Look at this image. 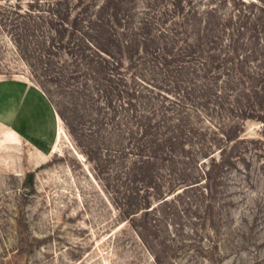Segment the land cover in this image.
I'll list each match as a JSON object with an SVG mask.
<instances>
[{
    "label": "rangeland",
    "instance_id": "374dc122",
    "mask_svg": "<svg viewBox=\"0 0 264 264\" xmlns=\"http://www.w3.org/2000/svg\"><path fill=\"white\" fill-rule=\"evenodd\" d=\"M263 67L264 0H0V264H264Z\"/></svg>",
    "mask_w": 264,
    "mask_h": 264
},
{
    "label": "trees",
    "instance_id": "16d2710c",
    "mask_svg": "<svg viewBox=\"0 0 264 264\" xmlns=\"http://www.w3.org/2000/svg\"><path fill=\"white\" fill-rule=\"evenodd\" d=\"M109 32H104V34H107ZM185 69H181V72H184ZM228 79L227 80H223V86H224V94H226L227 92L225 91H229V90H234L235 93H238L240 90H242L243 92H241V97L245 96V93H248V96L251 97V92L253 93H259L258 91V86L257 83H259L260 80H262L264 82V67L260 70V72L258 71H254L252 70L251 73L249 74H243L242 77L239 80V83L235 82V79H231L229 77L228 74ZM261 83V81H260ZM241 84L242 86H244V89L241 88H235L232 85H239ZM237 87V86H236ZM224 98V97H223ZM249 102V100H248ZM247 104H244L243 108H241V106L239 105V107L241 108V113L246 115V117H252V118H258V119H263L264 120V114H260V108H253L254 112L252 114H248L247 112ZM250 107H252L253 104H251V102H249ZM238 108V107H236ZM257 110H259V112H257ZM177 118V117H176ZM177 123L180 125V131L183 132L184 130V126H185V122L186 120H184V116H181L180 118H178ZM229 126L232 128V126H238L235 122L231 121L229 122ZM229 127V128H230ZM239 128V126H238ZM192 129H190L189 131H191ZM197 133H200L205 130V129H199L197 128ZM196 133V132H195ZM222 133V134H221ZM219 130H213V132L210 133V135H206L204 138H201L200 143L204 144V147L202 149H196L193 145V143H195V139L196 137H192L190 135L186 136V137H179L178 140L184 147V153L182 154V157H179V159H181L182 161H184V159H188L191 160L192 159V163L194 164L193 167H189L187 169H184V171L186 172L185 175L187 177V180H189L190 182H197L198 180L205 178L206 180H209L210 182L213 180H216V178L218 177V172L222 171L223 168L227 167L233 159V151H234V145H233V149L232 151L231 149V142L233 141L234 138H236L238 136V132L235 135H231L226 131L221 132ZM240 133V131H239ZM207 134V132L205 133ZM186 135V134H185ZM175 139V138H174ZM216 140H217V144H216ZM193 143H192V142ZM189 143V144H188ZM188 144V145H187ZM197 144V143H196ZM216 148L221 149V155L220 158L217 159L214 155V150ZM202 156H209L211 157V162L210 165H203L204 163H206L205 161L201 162V157ZM196 163V164H195ZM206 166V167H204ZM190 170V171H188Z\"/></svg>",
    "mask_w": 264,
    "mask_h": 264
}]
</instances>
